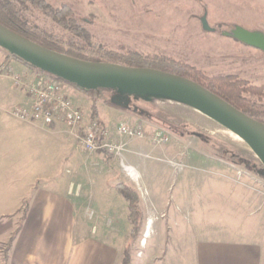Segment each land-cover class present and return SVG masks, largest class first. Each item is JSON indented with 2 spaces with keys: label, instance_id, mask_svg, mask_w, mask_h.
I'll return each instance as SVG.
<instances>
[{
  "label": "rangeland",
  "instance_id": "1",
  "mask_svg": "<svg viewBox=\"0 0 264 264\" xmlns=\"http://www.w3.org/2000/svg\"><path fill=\"white\" fill-rule=\"evenodd\" d=\"M7 1L38 42L61 53L126 66L122 58L137 54L169 60L176 71L201 81L220 76L244 81L246 107L264 122V53L225 34L235 26L264 34V0H44L42 8L29 1ZM203 17L212 31L203 28ZM1 55L0 64L22 63L2 48ZM68 86L81 94L78 105L86 118H93L96 108L102 117L98 119L122 148L116 159L82 150L62 126L58 141L41 134L46 164L56 161L58 177H65L74 196L84 201L86 216L77 220L75 233L82 224L94 225L97 237L121 249V261L127 252L128 264H165L178 258L189 262L199 241L235 239L236 230L264 250V165L241 138L162 95L106 86L84 92ZM1 90L8 103L9 83ZM5 107L0 112L7 113ZM109 108L116 114H109ZM120 121L142 124L144 138L116 134ZM161 137L166 141L157 143ZM121 159L133 167L136 179L127 175ZM118 182L139 195L141 215L132 234L127 204L114 190ZM111 194H118L124 206L119 218L110 212L117 205ZM229 195L234 202L249 201V207H240L244 213L228 214ZM9 245L10 239L0 244L2 264Z\"/></svg>",
  "mask_w": 264,
  "mask_h": 264
},
{
  "label": "crops",
  "instance_id": "2",
  "mask_svg": "<svg viewBox=\"0 0 264 264\" xmlns=\"http://www.w3.org/2000/svg\"><path fill=\"white\" fill-rule=\"evenodd\" d=\"M10 65L21 74L31 73L22 63L11 61ZM7 83L9 102L5 103L7 97L0 95V108L6 109V104L8 109L7 113L0 112V244L8 242L17 227L19 230L8 246L5 264H121V249L97 237V227L82 224L75 233L77 220L86 216L84 201L74 196L73 186L65 177H58L56 161L54 166L50 161L47 165L42 157L41 134L57 139L60 126L47 127L39 121L15 118L11 108L23 102L25 95L5 75L0 76V94ZM67 94L77 105L80 103L79 92L68 89ZM108 111L112 116L116 114L110 108ZM97 117L102 118L99 111ZM114 190L122 196L117 187ZM111 195L117 205L110 207V212L119 218L124 206L118 194ZM234 198L229 195L228 214H237L240 207H249V201L237 198L234 202ZM234 232L235 239L199 241L193 248L192 261L165 259V264H260L262 245L248 240L241 231Z\"/></svg>",
  "mask_w": 264,
  "mask_h": 264
},
{
  "label": "water",
  "instance_id": "3",
  "mask_svg": "<svg viewBox=\"0 0 264 264\" xmlns=\"http://www.w3.org/2000/svg\"><path fill=\"white\" fill-rule=\"evenodd\" d=\"M201 23L205 30H213L205 17ZM225 34L264 53L262 32L235 26ZM0 48L39 70L86 90L97 86L120 92L142 90L187 105L241 138L264 165V122L247 115L194 80L155 68L79 59L44 47L1 24Z\"/></svg>",
  "mask_w": 264,
  "mask_h": 264
},
{
  "label": "built area",
  "instance_id": "4",
  "mask_svg": "<svg viewBox=\"0 0 264 264\" xmlns=\"http://www.w3.org/2000/svg\"><path fill=\"white\" fill-rule=\"evenodd\" d=\"M0 73L12 80L15 88L23 90L25 100L11 108V114L20 120L39 121L44 126H62L73 136L84 151L105 152L114 158H121L122 148L111 139V134L98 117L86 118L84 111L67 94L68 82L44 71L30 74L13 72L9 64H0ZM116 134L133 138H144L142 124L120 121ZM166 141L161 137L157 143ZM121 161L123 169H126Z\"/></svg>",
  "mask_w": 264,
  "mask_h": 264
},
{
  "label": "trees",
  "instance_id": "5",
  "mask_svg": "<svg viewBox=\"0 0 264 264\" xmlns=\"http://www.w3.org/2000/svg\"><path fill=\"white\" fill-rule=\"evenodd\" d=\"M17 1L20 3L25 2V1H29V2L39 6L41 8L46 5L44 0H17ZM0 24L2 26L6 27L7 29L13 31L14 33L18 34V35H21L27 39H30V40H32V41H34V42H36V43H38L44 47H47V46L43 45L42 43L38 42L30 34L28 29L25 27L24 23L22 22V20L18 16V13L15 9V5L12 4L11 2L7 1V0L0 1ZM47 48H49V47H47ZM50 49H52V48H50ZM53 50L60 52L59 50H56V49H53ZM67 55H69V54H67ZM70 56H72V55H70ZM73 57H75V56H73ZM15 58L30 68H33V69L38 70V71H42V70H39L38 68H35V67L21 61L17 57H15ZM76 58L80 59V57H76ZM122 59L126 64H128L130 66L155 67L159 70H162L165 72H170V73H176L180 76L187 77L191 80H194V81L198 82L199 84L203 85L204 87H206L207 89H209L210 91H212L213 93H215L216 95H218L219 97H221L222 99H224L225 101H227L229 104H231L234 107H236L237 109L243 111L247 115L253 117L254 113L251 110V108L246 107L247 100L241 96L242 93L244 92V89H243L244 81L237 80L232 76L213 77V78L209 79L208 81H201L198 79L197 76H194L188 72H182L180 70L176 71V69H178V68H176L175 66H171L170 64H167L169 62V60L164 61L163 59H159V58L148 59V58L139 56L137 54H133V56L124 57ZM68 84H70L71 86H74L75 88H77L81 91H84V92L89 91V90L80 88L75 84H71V83H68ZM251 89H254L258 92L257 87H253ZM92 112H93L92 116L97 117V115H98L97 109L95 108L94 111H92ZM261 122H263V121H261ZM116 187L119 190V192L122 194L125 201H127V203H128V210H129L128 219L132 225V228H131V234H132L134 231H136L138 229V225H139L138 221H139V217L141 215V210L138 206L139 195L133 188H131L129 185H127L125 183H118L116 185ZM26 209H27V203L24 204V211ZM18 230H19V227H17V229L14 231L13 235L10 238V242L12 241V239L14 238V236ZM128 261H129L128 254H127V252H124L121 264H128Z\"/></svg>",
  "mask_w": 264,
  "mask_h": 264
},
{
  "label": "bare ground",
  "instance_id": "6",
  "mask_svg": "<svg viewBox=\"0 0 264 264\" xmlns=\"http://www.w3.org/2000/svg\"><path fill=\"white\" fill-rule=\"evenodd\" d=\"M233 135V134H232ZM236 138L238 139L239 137L236 135ZM240 139V138H239ZM125 166V165H124ZM125 172L127 173L128 176L130 177H133L136 179V172L134 171L133 167L129 166V167H126V169H124ZM150 222L151 221H148V225H147V234L145 235L146 237H148V231H149V228H150Z\"/></svg>",
  "mask_w": 264,
  "mask_h": 264
}]
</instances>
